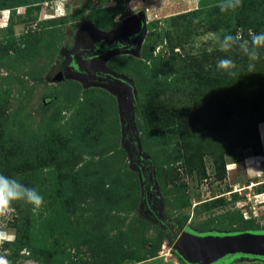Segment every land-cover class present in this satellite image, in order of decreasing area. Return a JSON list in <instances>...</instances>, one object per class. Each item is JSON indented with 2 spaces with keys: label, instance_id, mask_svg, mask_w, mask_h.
Wrapping results in <instances>:
<instances>
[{
  "label": "rangeland",
  "instance_id": "rangeland-1",
  "mask_svg": "<svg viewBox=\"0 0 264 264\" xmlns=\"http://www.w3.org/2000/svg\"><path fill=\"white\" fill-rule=\"evenodd\" d=\"M138 12V50L102 61L136 88L131 132L117 90L59 72ZM256 127L264 0H0V264H186V228L263 232Z\"/></svg>",
  "mask_w": 264,
  "mask_h": 264
},
{
  "label": "water",
  "instance_id": "water-1",
  "mask_svg": "<svg viewBox=\"0 0 264 264\" xmlns=\"http://www.w3.org/2000/svg\"><path fill=\"white\" fill-rule=\"evenodd\" d=\"M92 31V43L84 50L88 53L81 58V53H78L80 48L70 51L63 74L80 79L85 84L117 90L122 102V121L127 131L134 132L136 88L128 77L103 67L102 61L121 51L138 50L145 32L144 16L138 12L127 17L116 29L100 31L92 28ZM71 61L73 65H70ZM172 251L186 264H222L238 255L264 259V231L198 234L184 230L175 239Z\"/></svg>",
  "mask_w": 264,
  "mask_h": 264
},
{
  "label": "flooded vegetation",
  "instance_id": "flooded-vegetation-1",
  "mask_svg": "<svg viewBox=\"0 0 264 264\" xmlns=\"http://www.w3.org/2000/svg\"><path fill=\"white\" fill-rule=\"evenodd\" d=\"M90 32H93L92 31V28H89L88 29V39L86 40V41H80L79 43H77V45L72 49V50H74V49H76V47H78V48H82L80 51L78 50V53H81V55L82 56H80L81 58L83 57V55L85 56L88 52H85L86 51V49H87V47H89V45H90V42L92 43V39H91V33ZM77 48V49H78ZM72 50H70V51H72ZM85 50V51H84ZM70 51H67L66 52V60L63 62V63H61V65H60V72L59 73H61V72H63L64 73V67L68 64V62H67V59H68V53L70 52ZM110 56V55H109ZM74 64V62L73 61H71L70 62V65H73ZM129 138V137H128ZM132 139H133V137H130L129 138V146H130V151H131V153L136 157L135 158V160H136V163H139L140 164V161H141V159L139 158L140 157V155L139 154H137L138 152H137V150H136V147L131 143V141H132ZM184 230H188V231H192V232H195L196 233V231H194L193 229H191V228H186V229H184ZM183 230V231H184ZM203 234V233H202ZM177 238V237H176ZM238 256H242V257H250V258H257V259H259V260H261V261H264V259L263 258H260V257H251V256H246V255H238ZM234 257H236V256H234ZM234 257H232V258H234ZM232 258H230V259H232ZM230 259H228V260H225V261H223L222 263L224 264V263H226V262H228ZM216 264H221V263H219V262H217Z\"/></svg>",
  "mask_w": 264,
  "mask_h": 264
},
{
  "label": "trees",
  "instance_id": "trees-1",
  "mask_svg": "<svg viewBox=\"0 0 264 264\" xmlns=\"http://www.w3.org/2000/svg\"><path fill=\"white\" fill-rule=\"evenodd\" d=\"M262 120H260L259 122H261ZM258 122V123H259ZM257 123V124H258ZM257 124H256V126H257ZM261 137V131H260V135H259V132H258V129H257V127H256V142H255V144H257V147H256V149L258 150V152L257 153H253V154H255V155H261V153H262V143H261V139H260V137ZM264 143V142H263ZM245 149H248V148H251L252 150H253V145H249V146H245L244 147ZM242 231V230H241ZM175 239H174V237H172L171 238V241L173 242ZM225 264V263H224Z\"/></svg>",
  "mask_w": 264,
  "mask_h": 264
},
{
  "label": "clouds",
  "instance_id": "clouds-1",
  "mask_svg": "<svg viewBox=\"0 0 264 264\" xmlns=\"http://www.w3.org/2000/svg\"><path fill=\"white\" fill-rule=\"evenodd\" d=\"M260 139H261V137H260ZM261 143H262V145L264 146V143H263L262 139H261Z\"/></svg>",
  "mask_w": 264,
  "mask_h": 264
}]
</instances>
